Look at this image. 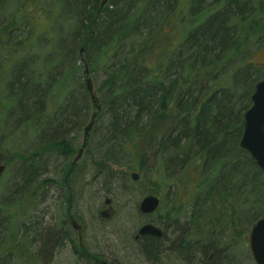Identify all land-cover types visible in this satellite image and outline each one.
<instances>
[{"label": "trees", "instance_id": "obj_1", "mask_svg": "<svg viewBox=\"0 0 264 264\" xmlns=\"http://www.w3.org/2000/svg\"><path fill=\"white\" fill-rule=\"evenodd\" d=\"M100 2L22 0V5L43 10L46 20L52 13L62 16L59 24L66 25L64 35L53 40V52L46 54L42 71L31 55L21 60L17 58L22 52L9 57L26 37V14H13L0 23V48L5 50L0 63L10 60L6 72L11 74L0 96V127L3 113L15 114V122H36L41 120L37 112L45 110L43 131L48 140L31 154L19 153L9 144L4 161L20 162L24 166L20 176L29 179L43 154H73V143L65 137L77 124L85 125L91 111L78 52L83 46L90 73L97 65L108 70L96 89L102 105L99 117H109L107 137L100 143L103 157L97 165L105 170L106 183L116 179L108 163L117 153L116 146L125 145L138 166L143 152L153 158L165 155V166L175 174L171 181L183 190L191 189L185 201L191 204L189 227L176 231L172 252L186 264L197 260L222 264L218 236L204 229L226 215L225 209L236 206L229 200L240 190L237 183L253 192L255 201L264 202L262 173L238 144L254 84L264 77L252 60L253 51L264 42V0H188L184 9L180 0H107L102 7ZM36 107L40 111H32ZM10 198L0 199V255L6 245L7 253L27 258L31 254L26 245L13 233L4 243L1 240L3 222L14 219V204L7 203ZM25 201L21 198L20 203ZM171 214L167 212L165 220L179 213ZM252 217L244 214V221ZM163 236L141 237L144 251L157 257ZM3 260L0 257L1 264Z\"/></svg>", "mask_w": 264, "mask_h": 264}, {"label": "rangeland", "instance_id": "obj_2", "mask_svg": "<svg viewBox=\"0 0 264 264\" xmlns=\"http://www.w3.org/2000/svg\"><path fill=\"white\" fill-rule=\"evenodd\" d=\"M187 1L180 0V7L184 9ZM44 8H47V5ZM0 9L2 10H0V23L12 18L13 14L15 17L24 13L27 17L26 22H23L24 30L29 28L24 34L26 37L17 52L16 50V53L11 52L9 57L14 58L17 53L22 52L21 57L17 58L21 60L23 55H31L37 62L35 67L42 71L46 67V54L53 52L51 50L53 40L57 42V38L64 35L66 25L59 24L63 17L52 13L49 15V20H46L47 16L43 10L22 5V0H1ZM15 32H12V37ZM10 42L11 40L8 44L12 46ZM4 55L5 50L0 48V56ZM252 60L259 65L264 75V42L255 48ZM8 61L10 60L3 59L0 63L1 97L5 94V83L11 79V74L6 72L9 68ZM47 68L49 70V67ZM107 71L104 65H97L90 73L98 98L100 94L96 89L106 77ZM173 77L179 80L177 73L173 74ZM32 111L40 110L36 107ZM37 114L41 120L36 122L25 119L15 122L17 118L11 112L3 113L1 118L0 163H4L6 167L0 179V199L12 196L7 203L14 204L11 210L14 219L8 218L3 222L1 240L4 243L7 239L6 235L13 233L15 240L21 244L24 242L31 256L17 258L13 253H7L6 245H3L4 253H1L0 257L4 258L3 264H92L87 258L76 259L63 246L50 247L51 241L54 242L52 235L59 234L65 217L63 211L66 209L67 192L62 184V178L68 162L64 156L54 152L43 154L34 163L36 168L32 169L33 173L29 179L20 176L24 171V166L20 162L6 164L4 161L10 153L7 147L9 144L19 153L31 154L33 151L44 148L42 145L48 143L43 131L46 111L37 112ZM83 126V124H77L65 137V140L68 138L72 141L74 147L77 144L75 142L77 137L78 141L81 140ZM95 126L96 130L90 134L86 152L83 156L81 155L79 166L83 170L97 167L103 157L100 143L107 137L109 117L107 115L99 117ZM127 147L136 149L133 145ZM115 151L117 153L113 156V160L108 162L113 173H116V179L110 185L107 183L101 185L100 182L89 184L88 181L93 173L90 172L85 177L83 186L73 191V199L77 201L75 204H79L78 211L74 212L79 213V219L84 223V246L90 254L110 264H186L172 252V239L175 238L177 230L189 227L191 204L190 200L187 204L185 201L191 189L183 190L171 181L175 174H170L169 168L165 166L163 162L165 155L153 158L150 153L143 152L142 165L138 166V161L135 163L132 161L131 153L125 145L116 146ZM132 172L138 174L136 180L130 177ZM236 185L240 190L232 194L229 200L235 201L236 206L225 209L226 215L220 217L213 227L208 226L204 231L212 229L211 231L218 236V244L223 246L222 260H220L222 264H252L248 235L251 226L264 215V202L258 199L255 201L253 192L244 191L245 187L243 188L240 183ZM148 193H153L159 198V206L151 214H142L138 211V203ZM21 198H25L26 201L20 203ZM107 199L110 201L109 204H105ZM107 205L111 206V211L110 217L105 219L98 215V211L106 209ZM175 211L179 213L176 218L165 220L167 212L171 214ZM244 214H253V217L251 220L248 219L249 222H245ZM144 223H152L160 227L164 233L160 246L158 245L159 254L155 258L141 246L144 238H134L137 229ZM235 225L238 226V230L234 229ZM218 232L220 234H217ZM46 235L49 236L48 239ZM13 250L19 251L17 248ZM225 253L229 261L224 258ZM202 259L205 260V257ZM197 261L189 262V264H199Z\"/></svg>", "mask_w": 264, "mask_h": 264}, {"label": "water", "instance_id": "obj_3", "mask_svg": "<svg viewBox=\"0 0 264 264\" xmlns=\"http://www.w3.org/2000/svg\"><path fill=\"white\" fill-rule=\"evenodd\" d=\"M107 0H101L100 6L102 7ZM79 60L84 63L83 79L86 91L89 95L91 102V114L86 124L82 129V140L77 147L76 155L73 162L78 160L90 137L91 130L96 123L102 105L98 96L95 94L93 82L90 77V72L84 58V47L79 48ZM250 106L243 113V128L241 136L239 138V147L246 151L257 167L262 173L264 179V77L259 79L254 84V89L250 95ZM6 165L0 163V178L5 170ZM130 177L133 180L138 178V174L135 172L130 173ZM110 201L105 200V204H109ZM159 206V198L153 194L148 193L144 195L138 203V211L142 214H151ZM111 206L107 205L106 209L100 211L102 218L110 217ZM163 231L160 227L153 225L152 223H144L138 229L134 235L135 239H140L143 236H152L156 239L160 238ZM248 245L251 257L255 264H264V217H261L255 221L251 226L248 235ZM100 264H109L105 260H100Z\"/></svg>", "mask_w": 264, "mask_h": 264}, {"label": "flooded vegetation", "instance_id": "obj_4", "mask_svg": "<svg viewBox=\"0 0 264 264\" xmlns=\"http://www.w3.org/2000/svg\"><path fill=\"white\" fill-rule=\"evenodd\" d=\"M79 138L77 137L76 141L77 144L74 147L72 157L67 155L64 157L68 164H66V168L64 169V177L62 178L63 185L65 188V191L67 192V200L66 202V209L63 211L64 219L62 221V226L59 231V234L57 235L58 239H56L54 242L51 241L50 247L51 248H57L59 245L60 247H65L66 250H68L73 257L76 259L82 260L83 258H87L90 260L92 264H100V259L96 257L94 254H90L88 249L84 246L83 243V230H84V223L80 221V217L78 216L79 213L74 212L78 211L77 207H79V204L76 200L73 199V191L77 190L81 186H83L84 181L86 180V176L90 173H92L90 183H97L100 182L101 185L105 184L107 182V177L105 174V170L101 169L99 167H93L90 169H81L79 166V163L81 161L82 156L85 154L88 144L86 145L82 156L73 162V157L76 154L77 147L81 143V140L78 141ZM70 149V147H67ZM73 148V146H71ZM70 158V159H69ZM66 162V163H67ZM79 203V202H78ZM98 211V215H100V211ZM60 241V242H59ZM249 247V245H248ZM223 251V250H222ZM212 252L209 253L208 258L211 257ZM251 256V254H250ZM226 260L228 259V255L225 253ZM252 264H255L252 257ZM106 261V260H105ZM69 264V263H67ZM110 264V263H109ZM225 264V263H224Z\"/></svg>", "mask_w": 264, "mask_h": 264}]
</instances>
